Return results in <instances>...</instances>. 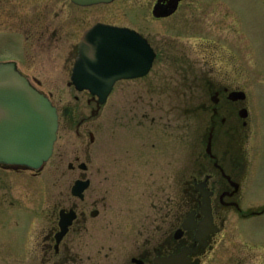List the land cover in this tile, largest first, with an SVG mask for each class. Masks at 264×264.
<instances>
[{
	"label": "flooded vegetation",
	"instance_id": "flooded-vegetation-1",
	"mask_svg": "<svg viewBox=\"0 0 264 264\" xmlns=\"http://www.w3.org/2000/svg\"><path fill=\"white\" fill-rule=\"evenodd\" d=\"M131 1L80 4L73 0H0V64H12L31 86L40 90L44 85L41 77L33 74L36 66L33 57L38 52L44 55L56 48L54 40H72L67 54L69 64L65 65L69 79L63 84H52L73 88L76 92L75 100L69 101L70 105L62 112L57 106L59 129L74 125L78 131L90 135L91 146L97 143L100 146L103 128L113 125L127 128L129 133L122 137L127 151L131 147L132 156L137 153L139 168L160 167L162 153L169 156L164 164L172 175L164 180L170 191L156 197L154 211L148 212L152 216L148 215L147 220L144 199H141L144 204L141 202L134 209L128 204L130 198L125 197L122 202L126 204L122 210L119 208L122 214L114 210L120 203L118 189L114 186L118 179L112 170L110 175L100 178L96 175L102 170L100 151L90 154L89 165L79 160L78 167L70 163V169L78 171V179L88 180L89 185L82 196L74 195L75 181L68 198L63 177L58 178L62 181H59L60 191H51L48 179L40 176L43 168L0 162V264H206L218 241L216 237L223 233L227 209L244 218L249 213L250 216L264 213V204L244 211L239 201L248 167L249 134L245 127L249 126L250 113L243 88L252 82L251 75L245 76V73L253 66L252 62L248 64L247 58L252 59L259 53L257 39L241 17L239 7L233 0L229 1L233 2L230 5L226 0H150V19L155 24L163 22L156 26L157 35L153 36L151 31L145 30V15L130 13ZM175 4L174 12L163 14ZM183 20L191 30V41L168 39L161 28L168 25L172 33ZM98 24L133 29L147 39L155 52L150 71L144 76L117 80L105 102L89 89L79 90V87L97 85L96 82L73 77L81 53L98 52V44L102 42L93 33ZM112 44L129 45V41L112 39ZM152 73L158 79L150 83L160 89V100L170 104L169 112L159 115L145 111L123 113L118 117H126V122L114 123L112 115L107 118L108 125L101 121L102 110L117 87L139 85ZM163 76L165 78L161 79ZM243 91L245 98L240 96ZM179 101L202 104L195 109L202 111L198 110L199 114H207L208 121L204 150L193 158L190 149L188 163L180 169V178H186V187L178 198L176 105ZM87 103L93 104V108L90 124L83 126L82 104ZM125 160L129 164L134 161L131 157ZM260 164L261 160L255 161L254 177L260 173ZM127 166H122L125 175L129 174ZM88 171H93L90 178L86 175ZM125 175L121 178L129 183V175ZM161 179L159 177L160 184ZM205 192L211 202L214 230L203 243L200 233L207 219ZM179 206L182 207L179 209ZM106 209L108 213L103 214ZM62 210L73 212L75 217L58 241ZM116 230L125 232V250L117 255L113 253ZM103 231L108 232L107 240ZM262 248L260 254L258 249L252 252L250 262L242 257L236 264H264Z\"/></svg>",
	"mask_w": 264,
	"mask_h": 264
},
{
	"label": "rangeland",
	"instance_id": "rangeland-1",
	"mask_svg": "<svg viewBox=\"0 0 264 264\" xmlns=\"http://www.w3.org/2000/svg\"><path fill=\"white\" fill-rule=\"evenodd\" d=\"M128 2L130 0H127ZM190 1V0H188ZM227 3L233 4V2ZM239 7L241 17L248 22L253 32L254 38L257 39L259 53L250 59L247 58L248 64L252 62L253 69L250 68V72L245 73V76L251 75L252 82L247 88L243 90L247 93V105L249 108V126L246 125L245 130L248 131L249 138L246 147V156L248 159L247 177L246 182L242 187V196L240 198V205L244 211L255 209L258 204H264V0H233ZM132 8L130 13L144 14L147 20L146 32L151 31L153 36L157 35V27L162 25L155 24L150 18L151 2L150 0H132ZM184 23H179L178 30L171 33L169 26L164 25L161 29L165 33L164 35L170 38H175L177 41L189 42L192 38L191 30H189L186 20ZM168 22V21H167ZM166 22V24H167ZM244 28V21L243 26ZM67 41V42H66ZM53 43L56 48H53L42 55L38 52L33 57L36 61V66L33 69V74L41 77L44 87L40 90L45 92L54 104L58 106L59 111L69 106L70 102L74 99L76 94L73 88L64 86H54L52 84L65 83L64 80H68V72L65 65L68 62V52L71 48L69 40L55 41ZM54 47V46H53ZM58 47V48H57ZM52 48V47H51ZM245 59V57H244ZM252 60V61H251ZM165 77H161L164 79ZM158 79L155 73H152L150 77L143 80L141 84L131 83L130 87L123 88V85L116 88L113 93V98L108 104H106L102 110L101 121L107 124V118L113 116V122H126V117L119 118L123 113H137V112H152V114L159 115L161 112H169V103L162 102L160 100L159 88L152 86L150 82ZM158 85V84H157ZM72 106L73 102L71 103ZM162 105V106H161ZM176 108L177 122H178V137H177V166H178V184L177 193L178 198L186 187V178H180V169L187 162V155L192 149L193 158L199 155L204 150V140L206 137L207 129V114H199L195 109L197 106L201 108L202 104L189 105L187 103L178 102ZM83 112L85 115V125L90 124L91 112L93 104H82ZM144 107V108H141ZM162 107V109L160 108ZM195 112V113H193ZM199 112H202L199 110ZM198 113V114H197ZM150 114V116H153ZM119 116V117H118ZM148 116V117H150ZM118 117V118H117ZM138 118V117H137ZM135 118V120H137ZM111 121V120H110ZM78 122L75 121V125ZM163 129L161 128V138H163ZM129 133L127 128L122 126H109V128H103L101 131V145L100 143L91 146L90 135L83 134L78 131L76 126L65 128L61 126L58 131V138L55 142L54 152L50 159L42 167L40 173L41 178L45 177L49 181V187L51 191H60L59 177H63L65 195L70 194L71 187L78 179L79 173L77 170L70 169L69 165L73 162L78 167V162H85L89 165L90 154L95 151H100V161L102 170L96 175L100 177L110 175L111 170L113 175L117 177L115 183V190L118 189L120 203L115 205L114 210H117L118 214H122L121 210L123 205V198L128 197V204L137 209L141 199L145 202V219L149 220L148 215L151 217L154 209V200L159 195H164L170 191L169 184H165V178L168 175H172L168 166H165L164 162L169 159V156L162 153L160 157V167H148L139 168V164L136 162L138 159L137 153L132 156L133 150H128L126 142L122 136H127ZM100 147V149H99ZM102 148V150H101ZM150 154L146 149V158L149 160ZM133 159L134 161L129 164L125 159ZM77 160H79L77 162ZM116 160V161H114ZM126 162H125V161ZM261 160L259 167L260 173L257 177H254L253 168L255 167V161ZM152 162V161H151ZM188 163V162H187ZM127 166L129 172L130 182L122 179L125 174L122 173V166ZM90 170V167H89ZM93 173V171H92ZM91 171L87 172V177H91ZM95 175V176H96ZM125 175V176H126ZM159 177H162L161 184ZM156 178V179H155ZM155 179V180H154ZM61 181V182H62ZM56 182V184H54ZM128 183V184H127ZM114 190V191H115ZM134 202V204L132 203ZM142 202L141 204H144ZM182 206H179V209ZM109 210V209H108ZM137 212V210H136ZM107 209L103 211V214H107ZM180 213V212H179ZM227 221L224 224V230L221 235H218L217 243L214 250L209 254V264H236L239 258H246L247 262H250V256L252 252L257 251L261 253V248L264 247V213L260 215L250 216V213L246 218L238 216L235 212H231L227 209ZM100 220V219H99ZM148 222V221H147ZM125 232L122 230H116L113 232V253L115 255L122 254L125 250L123 246L125 243L123 240ZM104 239H108V232L103 231ZM263 249V248H262ZM108 250V246L106 251ZM206 263V264H208ZM249 264V263H247Z\"/></svg>",
	"mask_w": 264,
	"mask_h": 264
},
{
	"label": "water",
	"instance_id": "water-1",
	"mask_svg": "<svg viewBox=\"0 0 264 264\" xmlns=\"http://www.w3.org/2000/svg\"><path fill=\"white\" fill-rule=\"evenodd\" d=\"M73 1L95 4L113 0ZM176 7L175 4L163 14H171ZM93 33L102 42L98 44V52L89 54L88 51H83L73 77L96 82L97 85L79 87V90L89 89L99 95L101 102H105L117 80L146 75L152 66L155 52L146 38L130 28L98 24ZM119 38L128 40L129 45L112 44V39ZM240 96L245 98V92ZM58 131L59 111L49 96L31 86L12 64H0V162L41 169L54 152ZM84 166L81 165L82 168ZM88 185V180H76L72 188L73 194L82 196ZM203 195L207 219L201 229L200 239L205 243L214 228L210 198L206 192ZM74 217L73 212L61 211L58 241L67 233Z\"/></svg>",
	"mask_w": 264,
	"mask_h": 264
}]
</instances>
